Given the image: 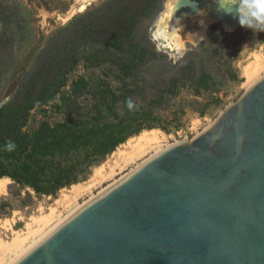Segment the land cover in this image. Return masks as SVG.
<instances>
[{"label":"water","instance_id":"obj_1","mask_svg":"<svg viewBox=\"0 0 264 264\" xmlns=\"http://www.w3.org/2000/svg\"><path fill=\"white\" fill-rule=\"evenodd\" d=\"M234 30L241 0L207 3ZM231 4L232 0H227ZM16 264H264V77L206 130L88 202Z\"/></svg>","mask_w":264,"mask_h":264},{"label":"trees","instance_id":"obj_2","mask_svg":"<svg viewBox=\"0 0 264 264\" xmlns=\"http://www.w3.org/2000/svg\"><path fill=\"white\" fill-rule=\"evenodd\" d=\"M164 2L106 0L51 38L39 54L38 67L0 110V179L55 197L87 181L93 168L130 138L162 128L159 114L185 90L210 99L200 116L222 102L215 88L217 74L207 59L193 52L173 63L147 38L144 25L162 11ZM0 45L1 62L6 42L0 40ZM241 49L237 42L234 52ZM81 65L90 75L72 79ZM99 70L109 82L97 79ZM219 76L239 79L232 65ZM128 99L134 110L127 108ZM35 109L60 120L42 122L27 133ZM8 140L15 150H4Z\"/></svg>","mask_w":264,"mask_h":264},{"label":"rangeland","instance_id":"obj_3","mask_svg":"<svg viewBox=\"0 0 264 264\" xmlns=\"http://www.w3.org/2000/svg\"><path fill=\"white\" fill-rule=\"evenodd\" d=\"M105 1L0 0V40L6 42V51L2 52L4 56L0 62V110L13 101L26 74L38 67L39 54L51 38L73 23H79L80 18L92 13ZM168 1L165 0L160 13L146 21L144 28L147 38L158 52L168 56L173 63L184 60L193 52L207 59L212 65V72L217 74L215 88L220 90L222 102L210 107L205 116H200L198 111L210 99L206 96L196 98L191 91L185 90L179 98L165 107V112L161 111L159 114L162 128L144 130L138 136L130 138L131 140L121 145L105 162L93 168L87 181L61 190L55 197L39 196L30 188L21 187L10 179L6 190L0 193V260L4 261L3 264H8L16 255L15 251L10 253L5 250L11 248L12 243L18 240L17 243H21L23 239L20 250L27 248L34 239L37 240L50 229L48 223L47 226L44 225L49 218H53L52 221L66 218L74 209L87 204L155 154L153 149L144 153L138 152L135 147L137 142L132 141L133 138L147 131H158L163 136L160 135L165 147L182 140H191L211 126L228 106L234 104L251 87L245 78L247 68L257 67L259 63V67L263 68L261 76H264V43H261L264 32L254 33L241 25L228 31L221 22L212 24L196 43H184L181 57H175L171 52L160 49L152 38V31L165 12ZM237 42L242 43L239 53L234 52ZM218 49L220 50L216 55ZM229 65L237 72L238 80L232 81L219 76L227 71ZM81 75H90L83 65L71 78ZM96 77L110 81L101 70ZM57 120H60V116H45L39 109H35L25 131L31 133L42 122L54 123Z\"/></svg>","mask_w":264,"mask_h":264},{"label":"bare ground","instance_id":"obj_4","mask_svg":"<svg viewBox=\"0 0 264 264\" xmlns=\"http://www.w3.org/2000/svg\"><path fill=\"white\" fill-rule=\"evenodd\" d=\"M178 1L179 0H169L168 1V3L166 4L165 12L162 14L161 18L158 20L156 28L152 31L153 32L152 38L155 41V43L159 46V48L163 49V50H167L168 52H171L173 54V56H175V57H181L183 55V46H184L185 42L191 41L193 43H196L201 38L204 31L209 26H211L212 24H214L216 22L223 23L221 20L218 21V20H216V18H214V11L215 10L212 7V4L210 2L207 3L204 6V8L202 10L198 11L197 13H195L193 15H191V14L186 15V14H177L176 13V6H177ZM209 1H212V0H209ZM212 2H214V1H212ZM201 13H202V16H200ZM225 28L228 31L233 30V28H228V27H225ZM262 69H263L262 66L259 67V63L257 64V67L256 66L255 67H249L246 69L245 78H246V82L249 86L252 87L256 82H258L259 80H261L264 77V76H261ZM251 87H249V88H251ZM160 135L161 134H159L158 131H149V132L147 131L146 133H143L139 137H136L135 139L133 138L132 141L136 140L137 144L135 145V147L138 150V152L140 151V152L144 153L148 149L155 150V154L151 157V158H153L154 156L162 153L164 150H166L167 148L172 146V145H169V146L165 147L162 144L163 143L162 138H161L162 135L161 136ZM138 152H136V153H138ZM142 153H140V154L142 155ZM128 160H130V159H128ZM141 165H139L138 167H140ZM125 177H123V178H125ZM122 179H120V180H122ZM119 181H117L116 183H118ZM9 182H11L9 178L0 179V193L4 192L6 190ZM96 197H94V198H96ZM84 206L79 207V208L77 207L78 209H76V210L74 209V211L64 219L52 221L53 218L52 219L49 218L47 220V222L44 221L45 222L44 225L47 226L46 223H48L49 226H51L50 229L48 231H46L45 233L43 232L44 234H42V236H40L37 240H35L34 236L32 235V238L34 239V241L27 248L20 250L22 243L24 242L23 239H22L23 241L20 239L21 243H17V242H19V240L18 241L16 240L17 241L16 243L15 242L12 243V247L8 248V249L6 248L5 250H7L10 253H11V251H15L16 255L13 259L10 260V262L8 264H16L17 262H19L22 258H24L27 254H29L35 247H37L46 238H48L55 230H57L64 222H66L71 216H73L76 212H78ZM42 227H44V226H42ZM40 229H38V230H40ZM35 230H37V229H35ZM34 232H36V231H34ZM37 232H36V234H37ZM38 234H39V232H38ZM17 251H20V252L17 253ZM3 262H4L3 260H0V264H3Z\"/></svg>","mask_w":264,"mask_h":264},{"label":"clouds","instance_id":"obj_5","mask_svg":"<svg viewBox=\"0 0 264 264\" xmlns=\"http://www.w3.org/2000/svg\"><path fill=\"white\" fill-rule=\"evenodd\" d=\"M218 10L225 13H230L229 8L235 3L232 0L231 4L227 0H216ZM236 15L239 18L241 27L250 29L255 32H264V0H241ZM127 108L131 111L135 109V105L131 99L126 101ZM16 145L13 141L8 140L4 144V150L13 151Z\"/></svg>","mask_w":264,"mask_h":264}]
</instances>
